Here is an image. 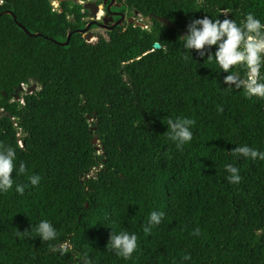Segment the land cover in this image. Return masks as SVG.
I'll return each mask as SVG.
<instances>
[{
  "label": "trees",
  "instance_id": "1",
  "mask_svg": "<svg viewBox=\"0 0 264 264\" xmlns=\"http://www.w3.org/2000/svg\"><path fill=\"white\" fill-rule=\"evenodd\" d=\"M118 1L150 27L82 34L83 5L0 0V145L16 149L28 168L13 178L29 184L0 193V264H264V160L233 154L264 152V98L178 42L205 15L264 22V0ZM23 84L40 88L25 105L13 101ZM168 118L195 121L190 143L168 139ZM153 211L164 219L146 233ZM42 220L56 240L36 235ZM111 231L138 236L131 259L107 247Z\"/></svg>",
  "mask_w": 264,
  "mask_h": 264
},
{
  "label": "clouds",
  "instance_id": "2",
  "mask_svg": "<svg viewBox=\"0 0 264 264\" xmlns=\"http://www.w3.org/2000/svg\"><path fill=\"white\" fill-rule=\"evenodd\" d=\"M54 1L52 0V6ZM221 16L225 18H212L205 15L203 18L190 20L186 34L178 37L185 58L193 60L192 52L195 50L202 59L206 57L205 61L214 62L222 73L227 74L224 77L225 83L235 85L238 89L242 88L244 95L249 99L264 98V22L252 13L246 14L239 23L224 13H221ZM213 49H215L214 52ZM240 66L247 69L243 78L235 70ZM22 92L19 93L20 98ZM15 101L20 102V99ZM2 111L0 115L4 113V110ZM194 125L195 121L192 119L168 118L165 135L176 143L178 148L183 147L192 141ZM233 154H240L253 160L257 158L264 160V152L248 146L237 147L233 150ZM27 168V164L23 161L17 166V152L14 147L0 145V193L8 192L15 184V191L23 195L29 184L16 183L13 173L15 171L17 176L24 175L27 173ZM226 170L230 173L228 176L230 183L241 182L242 177L238 168L228 164ZM40 179L38 175L29 176L30 186H37ZM164 215L161 211L151 212L144 231L147 233L152 226L159 225ZM33 230L43 241H54L58 236L57 230L48 220L40 221ZM197 234L199 229L193 233V235ZM107 247L116 255L129 260L138 249V236L127 231L118 233L111 231ZM189 258L184 257L185 260Z\"/></svg>",
  "mask_w": 264,
  "mask_h": 264
},
{
  "label": "flooded vegetation",
  "instance_id": "3",
  "mask_svg": "<svg viewBox=\"0 0 264 264\" xmlns=\"http://www.w3.org/2000/svg\"><path fill=\"white\" fill-rule=\"evenodd\" d=\"M81 1L82 0H70V1H67L65 3H76V4L82 5ZM89 2L97 3L95 1H89ZM107 2H108L107 5L104 4V0H103V4H101V5H99L97 3L98 6H99V9L101 11L99 10V12H98L96 17H94L92 15L91 11L86 10L84 8L83 13H86V12L89 13V16L84 18V21L88 23V25H87V27L85 29V30H87L86 32L91 30L93 26L100 27L104 31L110 32V31H112L113 29H115L117 27H126L127 25H134V24L130 23V21L134 20V19H135L136 22H140L142 24H145L147 26V28L150 27V25L148 24V21L150 23V19L149 18L148 19L145 18L138 11H136L135 13H131L128 10L123 12V3H120L118 0H107ZM61 3H63V2H60V5H61ZM85 5H83V7H85ZM111 5H113V6H112V8L110 10ZM61 9H62V7H61ZM101 13L103 14L102 16H100ZM122 17L125 18V20L123 21V24L121 26L115 27L116 23L122 21ZM112 18L114 19L113 22H111ZM105 19L109 21L108 24L105 22ZM93 29H96V28H93Z\"/></svg>",
  "mask_w": 264,
  "mask_h": 264
},
{
  "label": "water",
  "instance_id": "4",
  "mask_svg": "<svg viewBox=\"0 0 264 264\" xmlns=\"http://www.w3.org/2000/svg\"><path fill=\"white\" fill-rule=\"evenodd\" d=\"M67 1H70V0H60V2H63V3L67 2ZM107 3H108L107 0H104V4L107 5ZM112 6H113V5H111L110 10H111ZM84 8H85L86 10L91 11V13H92V15H93L94 17L97 16V14H98V12H99V10H100L98 4H97V3H94V2H89V3H87V4L85 5ZM8 13H9L10 15H12L10 12H8ZM15 20H16V18H15ZM124 20H125V18L122 17V21L116 23V24H115V27H117V26H121V25L123 24V21H124ZM113 21H114V19L112 18V19H111V22H113ZM105 22H106L107 24L109 23V21L106 20V19H105ZM96 23H97V22H96ZM130 23H131V24H134L135 27H141V28H143V29H147V26H146L145 24H142V23H140V22H136L135 19H134V20H131ZM19 26H20L21 28H23V29L26 31L27 34L30 35V32H29L24 26H22L21 24H19ZM90 27H91V26H90ZM86 31H87V30H85V31H83V32H81V33H85ZM88 37L90 38L91 35H89ZM71 38H72V34L69 35V37H68V41H67L66 43H64V45H69ZM161 48H162V46H161L159 43L155 44V49H161ZM37 89H38V86H37V85H33L32 87H30V89H29L28 92H29V93H35V92L37 91ZM20 92H22V88H21V87L19 88V90H18V91L16 92V94L14 95V98H15L16 100H19V99H20V95H19ZM0 109H1V105H0ZM93 143H94L95 145H98V144L100 143L99 138H98V137H95V139L93 140ZM99 148H100V146H98V149H99Z\"/></svg>",
  "mask_w": 264,
  "mask_h": 264
},
{
  "label": "built area",
  "instance_id": "5",
  "mask_svg": "<svg viewBox=\"0 0 264 264\" xmlns=\"http://www.w3.org/2000/svg\"><path fill=\"white\" fill-rule=\"evenodd\" d=\"M87 2H85V1H81V4L82 5H85ZM53 11L54 12H63V10L61 9V6H60V2H59V0H55L54 2H53ZM22 89H23V92H22V94H21V98H20V103L22 104V105H25V99H24V97L26 96V95H29L30 93L28 92L29 91V89H30V86L29 85H26V84H23L22 85ZM15 101V100H14ZM21 144V146H23V143H20Z\"/></svg>",
  "mask_w": 264,
  "mask_h": 264
},
{
  "label": "rangeland",
  "instance_id": "6",
  "mask_svg": "<svg viewBox=\"0 0 264 264\" xmlns=\"http://www.w3.org/2000/svg\"><path fill=\"white\" fill-rule=\"evenodd\" d=\"M148 24L150 25L151 23H149V21H148ZM92 33H94V31H93ZM92 33H91V34H92ZM38 90H40L39 87H38ZM2 112H3V111L1 110L0 113H2Z\"/></svg>",
  "mask_w": 264,
  "mask_h": 264
},
{
  "label": "bare ground",
  "instance_id": "7",
  "mask_svg": "<svg viewBox=\"0 0 264 264\" xmlns=\"http://www.w3.org/2000/svg\"><path fill=\"white\" fill-rule=\"evenodd\" d=\"M101 11V10H100ZM103 14L101 13V15L100 16H102Z\"/></svg>",
  "mask_w": 264,
  "mask_h": 264
}]
</instances>
